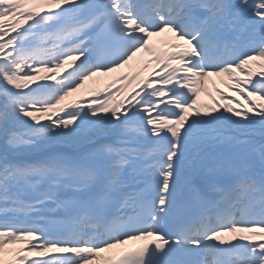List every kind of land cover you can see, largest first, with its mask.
I'll return each instance as SVG.
<instances>
[{"label": "snow or ice", "instance_id": "obj_1", "mask_svg": "<svg viewBox=\"0 0 264 264\" xmlns=\"http://www.w3.org/2000/svg\"><path fill=\"white\" fill-rule=\"evenodd\" d=\"M0 142V264H264V0H0Z\"/></svg>", "mask_w": 264, "mask_h": 264}, {"label": "rangeland", "instance_id": "obj_2", "mask_svg": "<svg viewBox=\"0 0 264 264\" xmlns=\"http://www.w3.org/2000/svg\"><path fill=\"white\" fill-rule=\"evenodd\" d=\"M141 56H142V58L143 59H148V56H147V54H141ZM113 75H115V74H113ZM108 78H110V77H100V78H98V84L101 86L103 83V80H105V79H108ZM88 86L89 87H92L93 86V82H89V84H88ZM221 86H223V85H221ZM84 91H86V89H82L81 90V92H84Z\"/></svg>", "mask_w": 264, "mask_h": 264}]
</instances>
